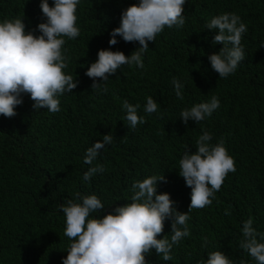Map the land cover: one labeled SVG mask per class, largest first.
Wrapping results in <instances>:
<instances>
[{
  "label": "trees",
  "instance_id": "obj_1",
  "mask_svg": "<svg viewBox=\"0 0 264 264\" xmlns=\"http://www.w3.org/2000/svg\"><path fill=\"white\" fill-rule=\"evenodd\" d=\"M138 2L80 0V35L64 37L63 45V71L77 87L58 96V112L34 110L30 96L22 94L14 117L0 115V264H62L71 240L64 235L60 204L75 199L76 193L96 195L104 207L90 218H100L131 203L132 184L151 176L165 178L166 183L157 181V194H169L175 210L188 213L190 235L173 245L169 261L151 250L148 264H199L214 251L232 264H257L240 242L249 217L256 232L264 233V0H186L184 26L165 27L149 42L142 69L123 65L100 89H91L93 81L85 72L99 50L130 56L140 47L120 36L115 37L117 44L108 43L123 10ZM40 3L0 0V22L21 18L26 32L40 35L37 25L46 22ZM48 3L53 6L52 0ZM223 13L238 15L247 31L241 38L245 59L233 74L219 78L208 56L222 45L212 43L217 30L205 25ZM173 77L183 85V99L175 94ZM212 96L220 106L210 117L187 125L181 121L182 110L210 102ZM147 97L157 102L156 112L145 113ZM124 100L140 105L137 114L145 123L129 125ZM203 131L212 135L213 145L224 141L236 170L228 173L210 205L188 212L191 189L179 176V160L186 150L196 151ZM108 133L113 142L92 165L85 164L86 150ZM96 165L105 171L84 181L83 174ZM164 236L170 240V219L157 239Z\"/></svg>",
  "mask_w": 264,
  "mask_h": 264
},
{
  "label": "clouds",
  "instance_id": "obj_2",
  "mask_svg": "<svg viewBox=\"0 0 264 264\" xmlns=\"http://www.w3.org/2000/svg\"><path fill=\"white\" fill-rule=\"evenodd\" d=\"M80 0H41L39 5L46 22L37 25L36 31H25L21 18L4 19L0 22V115L11 118L15 108L22 104V94H28L34 102V110L47 109L55 113L60 110L59 95L72 92L77 87L72 75H66V57L63 54L64 37L75 39L80 35L77 27V5ZM186 0H139L123 10L120 24L111 33L108 43L117 44L115 37L125 42H138L140 47L126 56L121 51L99 50L97 59L91 63L85 75L92 79L91 89H100L101 83L114 75L123 65L143 68L142 56L165 27L182 28L185 24L184 5ZM208 30H217L212 43L221 44L218 53L208 56L211 68L219 78L233 74L238 64L245 59L241 46L242 34L247 31L235 13H223L211 18L205 25ZM97 79L101 82L97 83ZM177 98L183 99V85L172 79ZM107 92V87L103 88ZM220 102L212 96L210 102L194 104L181 111L180 119L187 125L189 120L199 123L218 109ZM139 104L133 106L123 101L125 119L132 128L146 121L138 116ZM157 102L147 97L144 107L146 114L156 112ZM113 135H103L102 141L94 143L86 150L84 163L92 165L100 150L113 142ZM212 135L203 131L196 140V151L188 150L179 160V176L191 189L189 211L202 209L212 203L214 193L219 191L230 172H235V161L228 154L224 141L211 144ZM103 165L89 167L83 180L89 181L96 173L104 172ZM157 181L166 183L163 176H151L132 184L131 203L115 207L112 212L100 218H90V214L103 209L96 195L75 194V199L59 205L65 217L64 235L71 240L67 256L62 264H148L146 254L155 250L164 261L170 255L174 244L190 235L187 227L188 213H180L173 207L169 194H157ZM79 201V202H77ZM229 215V212H225ZM171 220L170 240L163 233L164 222ZM249 217L242 226L243 240L240 248L245 250L257 264H264V233L252 227ZM259 237V240L257 239ZM199 264H232L221 251L208 254L206 261Z\"/></svg>",
  "mask_w": 264,
  "mask_h": 264
}]
</instances>
